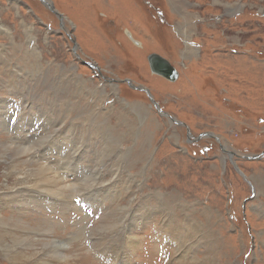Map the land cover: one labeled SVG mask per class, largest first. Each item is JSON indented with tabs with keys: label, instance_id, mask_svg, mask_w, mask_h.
I'll use <instances>...</instances> for the list:
<instances>
[{
	"label": "rangeland",
	"instance_id": "374dc122",
	"mask_svg": "<svg viewBox=\"0 0 264 264\" xmlns=\"http://www.w3.org/2000/svg\"><path fill=\"white\" fill-rule=\"evenodd\" d=\"M51 1L0 0V264H264V0Z\"/></svg>",
	"mask_w": 264,
	"mask_h": 264
},
{
	"label": "bare ground",
	"instance_id": "6f19581e",
	"mask_svg": "<svg viewBox=\"0 0 264 264\" xmlns=\"http://www.w3.org/2000/svg\"><path fill=\"white\" fill-rule=\"evenodd\" d=\"M64 18V17H63ZM19 119V118H18ZM17 123V122H16ZM5 124V123H4ZM29 124V123H28ZM9 125V124H8ZM22 130V129H21ZM17 135V134H16ZM34 136V135H33ZM27 137V136H26ZM24 143V142H23ZM10 145V144H9ZM43 147V146H42ZM9 150V152H12L13 153V155L14 156H16V157H14L15 158V160L16 159H20V158H22V155L23 154H29V152H30V148L29 147H25V146H23V145H21V146H19V145H13V146H9V149H6V151H8ZM8 153V152H7ZM43 154V153H42ZM68 155V154H67ZM46 157V156H45ZM70 157V156H69ZM13 158V159H14ZM24 161H29V163H31V162H33V163H35V161L34 160H32V159H27V160H25V159H23ZM64 161V160H63ZM35 165V164H34ZM25 166V165H24ZM70 167V166H69ZM28 168V167H27ZM39 169H40V171H41V173H42V176L40 177V178H37L36 179V181L38 182V183H40L41 182V184L43 185L44 183H52V184H59L60 183V178H58L57 176H54V175H52V176H49L48 175V173H50L51 171H50V169L44 164H41V165H39ZM19 170V169H18ZM71 170V169H70ZM33 171V170H32ZM61 172V171H60ZM32 173V172H31ZM38 174V173H37ZM92 174V173H91ZM82 175V174H81ZM113 175V174H112ZM37 176V175H36ZM25 178H27V174L24 176ZM24 178V179H25ZM42 178V179H41ZM85 183V182H84ZM87 184V183H86ZM95 184V183H94ZM49 185V184H48ZM47 186V185H46ZM90 187V186H89ZM44 188H45V186H44ZM86 188V187H85ZM93 188V187H92ZM33 189V188H32ZM22 190V189H21ZM25 191V190H24ZM54 191V190H53ZM52 191V192H53ZM56 191V190H55ZM59 191V190H58ZM22 192V191H21ZM20 192V193H21ZM57 192V191H56ZM18 195V194H17ZM62 198V197H61ZM12 199V198H11ZM29 201V200H28ZM20 202H21V200H20ZM72 204V203H71ZM101 214V213H100ZM166 214V213H165ZM167 215V214H166ZM4 218V217H3ZM104 219V218H103ZM106 219H108V218H106ZM117 220V219H116ZM114 221V220H113ZM119 221V220H118ZM5 222V221H4ZM165 222V221H164ZM109 223V222H108ZM7 224V223H6ZM103 224V223H102ZM104 224H106V223H104ZM1 225V224H0ZM111 225V224H110ZM115 225V224H114ZM113 225V226H114ZM198 225V224H197ZM106 226V225H105ZM3 226H1V228H2ZM115 227V226H114ZM7 228V227H6ZM102 228V227H101ZM109 228V227H108ZM3 229H5V228H3ZM127 231V230H126ZM38 233V232H37ZM189 233V232H188ZM40 234V233H39ZM100 235V234H99ZM8 236V235H7ZM25 239V238H24ZM53 240V239H52ZM15 241V240H14ZM45 241V240H44ZM187 241V240H186ZM45 243V242H44ZM5 244V241H4V239L3 240H1L0 241V245H3L4 247H7V248H5V251H7V250H9V253H8V255L10 256V257H12V258H14V257H16V251L15 250H12V247L10 246V245H4ZM46 244V243H45ZM13 245V244H12ZM47 247H49V249L48 250H50V249H54V248H56L57 247V256L58 257H56L58 260H61V259H63L64 261H67L66 260V258L68 257L66 254H65V250H67V249H65V247H67L68 246V244H67V242H63V241H60L59 239H56L55 238V240H53V242H50L49 241V243H47V245H46ZM14 248V247H13ZM65 249V250H64ZM8 256V257H9ZM54 257V256H53ZM47 260V259H46ZM62 260V261H63Z\"/></svg>",
	"mask_w": 264,
	"mask_h": 264
},
{
	"label": "flooded vegetation",
	"instance_id": "af4514ba",
	"mask_svg": "<svg viewBox=\"0 0 264 264\" xmlns=\"http://www.w3.org/2000/svg\"><path fill=\"white\" fill-rule=\"evenodd\" d=\"M59 20L62 21L63 24H64L65 20H63L61 18ZM71 38L75 39L74 36H71ZM163 57H165V56H163ZM169 61L171 62V60H169ZM186 137L191 142H194V143H191L192 146H194V144L197 143L196 147H198L199 149L203 150L202 153H206L211 148L219 147L220 151L223 154L231 156L230 158H232V157H237L238 158V156L239 157H243V155H245V154H241L238 150H236V149H234L232 147L230 149L229 148L230 145L227 143V139L225 137L221 136L220 134L215 133L214 131H212L211 128L200 130V132L198 134H196V135L191 131V129L190 130L187 129L186 130ZM210 138H214L216 140L217 144L213 143ZM262 152H264V147L260 151V153H262ZM262 155H264V153ZM248 181H249V184L253 183L251 179H249ZM250 186H251V184H250ZM251 188H253V187L251 186ZM252 190H254V188Z\"/></svg>",
	"mask_w": 264,
	"mask_h": 264
},
{
	"label": "water",
	"instance_id": "95a60500",
	"mask_svg": "<svg viewBox=\"0 0 264 264\" xmlns=\"http://www.w3.org/2000/svg\"><path fill=\"white\" fill-rule=\"evenodd\" d=\"M49 8H51L54 12H56L61 19H63V14H60L56 9L55 6L53 4V2L51 0H42ZM137 43H139V41H137ZM149 61H150V66L153 72L160 74L162 76H165L166 78H169L171 80H175L178 76V72L176 67L165 57H163L160 54L157 53H152L149 56ZM130 82L131 80L128 79ZM130 84H132L130 82ZM133 85V84H132ZM141 88V87H140ZM145 89L147 90V92L149 93V89L147 87H145ZM153 99V98H152ZM154 100V99H153ZM157 102V101H156ZM177 122H180V120L174 118ZM264 153V152H263ZM244 157H247L249 159L252 158H259L261 156V154H254V155H243ZM253 184V183H250ZM254 187V185H253Z\"/></svg>",
	"mask_w": 264,
	"mask_h": 264
},
{
	"label": "crops",
	"instance_id": "0c3cea01",
	"mask_svg": "<svg viewBox=\"0 0 264 264\" xmlns=\"http://www.w3.org/2000/svg\"><path fill=\"white\" fill-rule=\"evenodd\" d=\"M169 60V59H168Z\"/></svg>",
	"mask_w": 264,
	"mask_h": 264
}]
</instances>
